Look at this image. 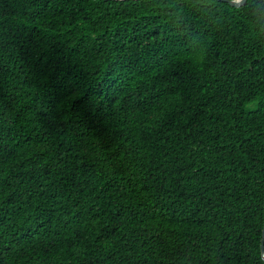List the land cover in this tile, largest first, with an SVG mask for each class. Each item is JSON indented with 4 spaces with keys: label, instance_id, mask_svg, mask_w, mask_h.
<instances>
[{
    "label": "trees",
    "instance_id": "obj_1",
    "mask_svg": "<svg viewBox=\"0 0 264 264\" xmlns=\"http://www.w3.org/2000/svg\"><path fill=\"white\" fill-rule=\"evenodd\" d=\"M253 3L0 0V264H263Z\"/></svg>",
    "mask_w": 264,
    "mask_h": 264
},
{
    "label": "water",
    "instance_id": "obj_2",
    "mask_svg": "<svg viewBox=\"0 0 264 264\" xmlns=\"http://www.w3.org/2000/svg\"><path fill=\"white\" fill-rule=\"evenodd\" d=\"M109 1H117V0H109ZM215 1L224 2L231 7L239 8L242 7L247 0H215ZM260 253L264 264V216H263V227H262L261 240H260Z\"/></svg>",
    "mask_w": 264,
    "mask_h": 264
},
{
    "label": "clouds",
    "instance_id": "obj_3",
    "mask_svg": "<svg viewBox=\"0 0 264 264\" xmlns=\"http://www.w3.org/2000/svg\"><path fill=\"white\" fill-rule=\"evenodd\" d=\"M249 6L250 7H253V8H256V7H259V5H256V4H254L253 3V0H249ZM181 7H183L182 5H181ZM168 11H171V8H169V9H167ZM251 38V37H250Z\"/></svg>",
    "mask_w": 264,
    "mask_h": 264
}]
</instances>
